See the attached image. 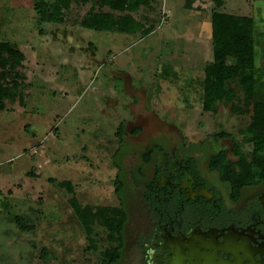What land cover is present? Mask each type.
Masks as SVG:
<instances>
[{
  "label": "rangeland",
  "instance_id": "rangeland-1",
  "mask_svg": "<svg viewBox=\"0 0 264 264\" xmlns=\"http://www.w3.org/2000/svg\"><path fill=\"white\" fill-rule=\"evenodd\" d=\"M93 5L74 3L65 23H44L41 32L34 0H0V41L26 55L6 75L12 92L0 111V264H101L105 250L118 243L94 222L93 249L69 201L77 197L94 211L120 206L115 159L125 169L130 213L121 264H137L134 243L144 213L126 175L145 150L177 146L204 166L211 155L199 154L210 143L232 148L229 138L216 134L242 141L251 123L247 102H236L233 111L225 103L215 113L204 110V71L209 62L233 63L212 37L213 23L225 12L255 19L263 34L256 66L264 74V0H152L134 13L148 34L91 28L86 17ZM251 149L246 143L248 157Z\"/></svg>",
  "mask_w": 264,
  "mask_h": 264
},
{
  "label": "trees",
  "instance_id": "trees-1",
  "mask_svg": "<svg viewBox=\"0 0 264 264\" xmlns=\"http://www.w3.org/2000/svg\"><path fill=\"white\" fill-rule=\"evenodd\" d=\"M91 0H34L36 23L42 32V25L50 22L63 24L66 13L76 2L88 4ZM221 3L222 0H215ZM152 0H94V5L88 13L87 25L98 31H116L120 33L148 34L150 29L134 16L143 7H151ZM97 8V9H96ZM108 8L110 12H105ZM258 35L256 21L253 17L240 16L231 13H221L212 25V37L225 46L226 54L233 60L231 64L209 62L205 67L203 108L207 112H217L218 105L225 103L235 110L236 102H247L251 106L252 116L250 125L243 129V140L235 135L222 131L215 138H229L232 143L230 151L221 150L208 158V166L215 170L221 181L230 188L231 195L238 199L243 190L252 186L264 184V97L260 90L264 89V74L258 70L256 59L261 40ZM26 60L25 53L16 48L11 42L0 41V111L7 107V100L11 97L12 88L5 82L6 75L16 66ZM136 133L138 131H135ZM125 126L121 123L117 135L123 145ZM252 145L251 155L244 152L245 144ZM124 149H119L116 155ZM157 148L154 145L143 157V163L151 162ZM232 154L235 160L228 158ZM119 176L116 178V194L120 200L118 207H100L94 211L91 207H82L77 197L69 203L84 225L90 246L97 248L91 226L94 222L105 226L109 231V238L118 244L105 250L101 264H121L127 244L126 228L130 220L128 201L124 196L126 188L124 167L115 159ZM70 193H75L70 182L60 183ZM25 228V227H23Z\"/></svg>",
  "mask_w": 264,
  "mask_h": 264
},
{
  "label": "flooded vegetation",
  "instance_id": "flooded-vegetation-1",
  "mask_svg": "<svg viewBox=\"0 0 264 264\" xmlns=\"http://www.w3.org/2000/svg\"><path fill=\"white\" fill-rule=\"evenodd\" d=\"M216 148L210 143L199 156L223 150ZM143 162L126 175L144 213L134 243L137 264H264V184L234 199L208 163L177 146Z\"/></svg>",
  "mask_w": 264,
  "mask_h": 264
}]
</instances>
